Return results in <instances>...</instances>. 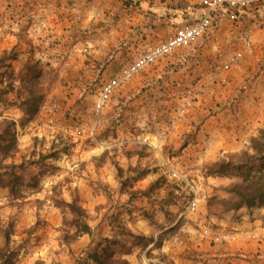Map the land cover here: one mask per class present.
I'll return each mask as SVG.
<instances>
[{
    "label": "rangeland",
    "instance_id": "rangeland-1",
    "mask_svg": "<svg viewBox=\"0 0 264 264\" xmlns=\"http://www.w3.org/2000/svg\"><path fill=\"white\" fill-rule=\"evenodd\" d=\"M176 3L186 9L190 5L185 0ZM258 10L251 52H245L238 36L214 32L200 47L144 70L111 97L93 143L61 128L87 130L95 120L92 108L100 78L89 79L87 72L84 79L75 80L76 71L57 65L56 43L42 33L55 18H4L0 55L15 47L21 50L14 69L28 77L15 84L16 92L50 90L38 119L24 125L20 109L0 106V115L16 122L19 152L13 163L26 170L16 171L17 176L24 174L27 187L34 185L14 190V196L9 178L3 176L0 184V218L2 225L15 226L12 246L19 250L17 264H93L89 255L103 251L116 252L115 259H105L106 264H209L215 259L210 253L201 254L200 230L220 228L218 221L231 214L233 204L227 190L242 180L209 177L207 169L241 153L256 155L264 169V140L256 145L258 154L253 150L254 141L264 133V4ZM32 41L35 49L29 47ZM237 52H245L244 57L227 78L242 81L235 82L236 87L231 79L225 86L212 83L215 61L221 54L227 60ZM57 72L62 80L52 88L45 80ZM37 74L43 77L35 80ZM150 77L153 82L141 83ZM242 86L247 89L237 95ZM212 92L220 93L218 99H208ZM233 98L223 113L228 133L207 128V121H217L220 114L208 118L191 136L199 118ZM170 170L186 181L171 179ZM150 186L156 187L148 197L142 196L141 190ZM196 198L192 212L189 206ZM64 203H76L86 212L90 236L76 235L74 217ZM126 231L149 242L127 237Z\"/></svg>",
    "mask_w": 264,
    "mask_h": 264
},
{
    "label": "crops",
    "instance_id": "crops-1",
    "mask_svg": "<svg viewBox=\"0 0 264 264\" xmlns=\"http://www.w3.org/2000/svg\"><path fill=\"white\" fill-rule=\"evenodd\" d=\"M201 16L200 9L191 5L183 9L176 0H0V26L4 18L7 21L15 17L55 18L42 33L46 40L56 43L57 65L76 71L75 80L84 79L88 72L89 79L100 78L101 86L128 66L131 52L133 55L147 44L165 39L180 26ZM104 63L108 66L103 71L91 69L93 65ZM224 78L223 86L229 79L233 80L234 87L242 81L237 76L227 78L226 75ZM149 81L154 79L146 78L141 83L146 85ZM214 92L208 96L211 101L220 95L214 96ZM121 93L125 95V92ZM217 118V121H207L210 126L205 123L203 128L207 126L214 131L222 128L219 131L225 134L227 127L223 114ZM217 224L220 227L217 230L204 227L199 234V241H204L198 244L201 254L210 253L215 258L209 264H264V209H242ZM205 231H209L211 237H206ZM223 234L228 235L227 241L213 242V236Z\"/></svg>",
    "mask_w": 264,
    "mask_h": 264
},
{
    "label": "trees",
    "instance_id": "trees-1",
    "mask_svg": "<svg viewBox=\"0 0 264 264\" xmlns=\"http://www.w3.org/2000/svg\"><path fill=\"white\" fill-rule=\"evenodd\" d=\"M262 4H264V2ZM262 4L260 6H262ZM258 11L259 10L256 9L257 15ZM196 21H193L192 23L189 22L187 24H194ZM29 43L30 49H35V47H37V44L35 45L34 41ZM31 53H33V50L31 51ZM21 54H23V52L15 47L11 50H5L0 55V85L4 86L6 84L5 88L0 90V106H6L7 108L15 106L20 109L23 114V119L21 122L24 125L25 123H30L38 119L41 110L48 99L50 90L45 93L43 92V90L33 91L27 90V88H25V93L21 92L20 90L16 92L15 84L18 81H20L21 83H25L26 79H28V77L22 76V74L17 75L14 69V63L18 61V58ZM101 65L103 67H100ZM88 66L90 67V63H88ZM105 66L106 63L96 64L93 65L91 69L97 71L100 67V70L102 71ZM42 77L43 76H41L40 74H37L34 79L39 80ZM47 80L45 81L49 82L53 88V86H55L57 83H60L62 77L60 73L57 72L56 76L54 73V77L48 78ZM243 87L244 86L237 88V95H240L243 89H247L246 87ZM14 94L15 97L12 96ZM233 101L234 98L232 99V101L226 102L225 105H219L212 108L208 112V115L205 116V118H199V122L195 124V130H193L191 136L193 137L194 135H196V130L199 129L202 123H204L208 118L223 114L224 111H226V108H231ZM0 116V184L2 183L3 176L9 178L8 187H11V194L15 196L16 192H14V190L24 186L27 187L26 181H24V176H22L24 174H20L19 176H17L16 171L25 172L26 170L23 164L21 166H17L13 163V160L19 152L18 141L15 133L16 122L10 120L9 118H5L3 114H1ZM262 140H264V133L261 136V139L255 141L253 140V150L257 154L260 150H258L259 148H256V145H260L259 143ZM188 141L189 140H186V142L184 143L186 146L189 144ZM262 161L263 160L258 159L256 155L251 156L248 153H241L240 155L233 156L228 161L220 160L207 169L209 177L228 179L240 178L242 180V184H234L227 190V194L231 196L233 200V204L229 208L231 214H235L242 209H264V169L259 164ZM1 171H4V173H2ZM141 178H143V175L140 176V179ZM28 187L32 188L34 187V185H30ZM154 187L156 186H150L147 189L141 190V195L148 197L149 191L154 190ZM62 206L67 208V210H69L71 215L74 217L73 226L77 229L76 235L90 236L92 231L87 222H85L86 212L76 203H64L62 204ZM62 206L57 207L60 208ZM125 234H127V237L131 238L135 236V234L131 231H126ZM14 235V224L10 222L8 224L2 225L0 218V264H17L19 258V250L12 246V237ZM123 236L125 235L123 234ZM135 237L139 240H148L146 237L141 235H136ZM108 242L109 241L107 240L106 243ZM122 253H124L123 249ZM115 258L116 252L107 254L105 251H103L100 253L95 252L89 255V260L92 261L93 264H106L105 259L107 260V262H109L110 259Z\"/></svg>",
    "mask_w": 264,
    "mask_h": 264
},
{
    "label": "built area",
    "instance_id": "built-area-1",
    "mask_svg": "<svg viewBox=\"0 0 264 264\" xmlns=\"http://www.w3.org/2000/svg\"><path fill=\"white\" fill-rule=\"evenodd\" d=\"M192 7L202 11V16L194 24H185L176 31L157 43H149L142 50H137L132 55V60L122 72L103 84L95 93L93 104V115L95 120L87 126L77 127L74 131L68 128H61L71 136L83 140L85 136L92 142H96L100 126V117L107 107L111 97L121 88L125 87L144 70L173 58L184 50H192L201 46L202 41L214 32H226L238 36L246 51H252L251 34L253 27L259 25L256 9L264 0H185ZM239 34V35H238ZM245 52H237L227 60L222 56L215 61L211 68L210 80L222 82L224 77L231 71L232 66L241 61ZM223 79V80H222ZM170 177L173 180L185 182L175 170H170ZM192 189V187H191ZM195 197L197 193H195ZM197 208V198L189 206L194 212ZM206 237H211L209 231H205ZM228 235L213 236V242L227 241Z\"/></svg>",
    "mask_w": 264,
    "mask_h": 264
}]
</instances>
